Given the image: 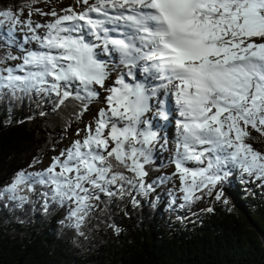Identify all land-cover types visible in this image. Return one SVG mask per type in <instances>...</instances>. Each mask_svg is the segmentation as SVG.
I'll use <instances>...</instances> for the list:
<instances>
[{"label":"snow or ice","instance_id":"6c2138e0","mask_svg":"<svg viewBox=\"0 0 264 264\" xmlns=\"http://www.w3.org/2000/svg\"><path fill=\"white\" fill-rule=\"evenodd\" d=\"M41 2L51 4L0 8V29L8 25L0 46L20 53L0 54V98L43 94L53 98V113L78 101L79 119L100 96L98 86L107 93L105 107L46 167L29 171L42 163L34 157L15 170L0 185V201L23 207L39 197L45 212L50 204L66 207L83 236L102 202L129 198L138 206L137 196L172 179L186 203L213 193L221 200L217 186L229 166L264 181V152L248 142L253 130L264 136V0H74L59 11L36 7ZM101 55L118 57L126 69L107 86L109 61ZM152 108L163 121L176 115L175 170L149 181L160 139L145 118ZM110 228L119 236L118 225Z\"/></svg>","mask_w":264,"mask_h":264},{"label":"trees","instance_id":"16d2710c","mask_svg":"<svg viewBox=\"0 0 264 264\" xmlns=\"http://www.w3.org/2000/svg\"><path fill=\"white\" fill-rule=\"evenodd\" d=\"M22 4L0 0V8ZM8 50L0 46V54ZM41 96L0 98V185L34 157L43 162L83 117H73L78 101L53 113V98ZM248 142L264 152V136ZM147 168L152 181L170 166L160 156ZM226 181L235 204L216 200L214 193L204 196L209 206L203 209L196 207L202 199L173 203L177 190L171 180L137 196L138 206L129 198L102 202L81 229L83 236L66 219V207L50 204L45 212L39 197L23 207L0 201V264H264V181L250 187L237 169ZM112 224L120 227L119 236Z\"/></svg>","mask_w":264,"mask_h":264},{"label":"rangeland","instance_id":"374dc122","mask_svg":"<svg viewBox=\"0 0 264 264\" xmlns=\"http://www.w3.org/2000/svg\"><path fill=\"white\" fill-rule=\"evenodd\" d=\"M73 3H74V0H51V4L50 5H45L44 3H41V4L36 5V7L43 8L45 11H48L49 8H51V7H55L57 9V11H59V9L61 7H67L68 5H71ZM24 16L25 17L27 16V10L24 12ZM32 18H33L34 21L41 22V23L46 19L45 17H41V16H38V15H34ZM7 27H8V25L5 24L2 29H6ZM17 31H18V35H20V36L24 35V32L20 30V26H18ZM10 51H12L13 54H15V55H19L20 54L19 51L16 48H12V49H10ZM17 62L18 61H10L9 63H13L14 64V63H17ZM118 67H119V69H117V65L116 66L115 65L109 66L110 79H109L108 82H106V86L110 85L112 80L115 79V77L117 76L116 72L120 73L122 71L120 66H118ZM119 70H121V71L119 72ZM97 91L100 93V96L92 101V103H91V105L89 107V110L83 114V117L80 119L79 123L76 124L75 127H73L70 130H68L66 135L59 142L58 148L54 152L49 153L50 155L46 156L45 160L41 163V165L39 166V168L37 170H39V169H41L43 167H46L49 164V162H50L49 158L52 155L58 154V152L62 148L67 147L71 143L72 140L79 138V137L75 136V129L76 128H83L85 124L90 123L92 121L93 117L95 116L96 112L98 111V109L101 108V107H105L104 96H106L107 93L105 92L104 89H101L98 86H97ZM38 98L40 100L41 99L44 100V98L41 95L38 96ZM156 112H157V110H156ZM149 113H152V110ZM149 113H147V114H149ZM151 116H154V117L156 116V118H157L156 113L151 114ZM145 118H146V116H145ZM173 127H174L173 128V133H174V132H176L175 120L173 122ZM158 129L162 133L164 132L163 128H161V127H157L154 130H158ZM171 133H172V130H171ZM251 134H252V137H254V139H251L253 141L255 139L263 137V136H260V134L257 133L254 130L252 131ZM81 135H83V133ZM175 140H176V137L175 138H172V137L169 138L168 137V139L165 137L166 144H164V147L162 149H158L156 151L153 148V159L159 158L158 154H160L165 159V163L170 166V168H169V170L167 172V175H170L175 170L174 169V165L170 162L171 157H172V155L174 153ZM158 148H161V147L158 146ZM233 169H239V168H235V167L229 166L226 170L229 171V170H233ZM243 176L245 177L244 181L245 182L247 181L249 183L250 187H255L256 184L261 182V180H258L255 177H249L246 173H243ZM171 181H172V183L175 184V188L177 190L178 185H179V181L177 179H172ZM227 184H228L227 181H225L221 185H218L217 188L218 189H220V188L223 189L222 198L224 200H226L230 204H235V198H234V196H232L230 190L227 187ZM177 191L175 193V202H176V204H179L183 200L181 199L182 194L179 191L178 192ZM207 206H209V203L206 202L205 199H202L200 202L196 203V207L198 209H203V208H206Z\"/></svg>","mask_w":264,"mask_h":264},{"label":"bare ground","instance_id":"6f19581e","mask_svg":"<svg viewBox=\"0 0 264 264\" xmlns=\"http://www.w3.org/2000/svg\"><path fill=\"white\" fill-rule=\"evenodd\" d=\"M99 58H102V59H107L108 57H104L103 55H101ZM115 60V62H113ZM109 61V66L111 65H117V69H119L118 67V61L116 59H114L113 57H110L108 59ZM121 70H119L120 72ZM114 80V79H113ZM112 80V81H113ZM112 83V82H111ZM146 119H151L153 120V124H154V129L157 128V127H161L163 128V130L166 132V135L170 138H175L176 137V132L173 133V124H172V120L171 118L168 120V121H163V120H160L158 117L157 118H153V116H151V114H147L146 115ZM156 122H158L156 124ZM171 130H172V133H171ZM159 131V133L161 132L159 129L157 130ZM162 134V132L160 133V135Z\"/></svg>","mask_w":264,"mask_h":264}]
</instances>
